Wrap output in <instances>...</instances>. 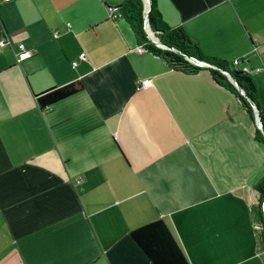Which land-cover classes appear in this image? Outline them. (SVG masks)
<instances>
[{
  "label": "crops",
  "instance_id": "1",
  "mask_svg": "<svg viewBox=\"0 0 264 264\" xmlns=\"http://www.w3.org/2000/svg\"><path fill=\"white\" fill-rule=\"evenodd\" d=\"M125 1L0 0V264H154L130 232L160 217L192 264H264L253 105L141 43L110 16ZM153 3L205 55L260 67L264 107V0Z\"/></svg>",
  "mask_w": 264,
  "mask_h": 264
},
{
  "label": "trees",
  "instance_id": "2",
  "mask_svg": "<svg viewBox=\"0 0 264 264\" xmlns=\"http://www.w3.org/2000/svg\"><path fill=\"white\" fill-rule=\"evenodd\" d=\"M149 6V3H148ZM125 18L133 27L138 40L146 43L158 52H161L176 67L185 70H197L202 65H195L184 55L206 62L208 69L212 72L216 81L240 95L246 107L253 113L252 102L258 108L262 129L257 124L255 137L264 142V107L258 100V88L254 77L239 69L231 68L228 62L217 57L205 55L183 29H172L163 21L160 13L154 6L153 0L150 2L148 12V24L156 36L168 47L161 48L150 40L145 28L144 3L143 0H126L118 6ZM228 73L236 80L237 85L230 79ZM84 88L80 79L69 83L54 86L44 90L37 95V101L42 110ZM242 88L243 91L240 89ZM264 202V176L257 183ZM264 227V212H263ZM131 237L140 246L143 252L152 260L154 264H192L183 250L179 240L168 222L160 217L154 221L143 224L131 232Z\"/></svg>",
  "mask_w": 264,
  "mask_h": 264
},
{
  "label": "built area",
  "instance_id": "3",
  "mask_svg": "<svg viewBox=\"0 0 264 264\" xmlns=\"http://www.w3.org/2000/svg\"><path fill=\"white\" fill-rule=\"evenodd\" d=\"M143 3H144V17H145V27L147 26L148 24V18H147V1L146 0H143ZM110 16L112 18H120L123 16L122 14V11L121 9L118 8V6L116 7H110ZM148 37L150 38L149 34L147 33ZM55 36H57V33H55ZM8 43V39L6 37H2V39H0V47H3L5 44ZM160 47L162 48H165V46L163 45H159ZM19 47L22 49V52L19 53L18 55V58L21 59L22 57L24 56H29L32 54V52L30 50H27L25 49V45L24 43H20L19 44ZM146 48H145V45L144 44H141L137 47V51L139 52H142L144 51ZM85 56V53L82 52L81 53V57H84ZM248 59V56L247 55H244L243 57H239V58H235L233 60V65L236 69H239L245 73H248V74H254V73H257L261 70L260 67H250L248 65L245 64V61ZM190 60V59H189ZM193 64L195 65H200L199 63H196L192 60H190ZM77 64V61H74L73 62V65H76ZM152 82H151V79L149 78H143V79H138L136 81V88L137 89H142V88H146V87H149L151 86ZM78 182L82 181V178H78L77 179Z\"/></svg>",
  "mask_w": 264,
  "mask_h": 264
},
{
  "label": "water",
  "instance_id": "4",
  "mask_svg": "<svg viewBox=\"0 0 264 264\" xmlns=\"http://www.w3.org/2000/svg\"><path fill=\"white\" fill-rule=\"evenodd\" d=\"M150 2H151V0H149V6H148V9H147V18H148V12H149V8H150ZM146 28V32L149 34V36H150V38L156 43V44H158V45H163V46H165V47H168V46H166L160 39H159V37L158 36H156L155 35V33L152 31V34L149 32V24H147V26L145 27ZM187 59H190V60H192V61H194V62H196V63H199L200 65H205V66H207V65H209L208 63H206V62H202V61H200V60H198V59H196V58H193V57H190V56H188V55H184ZM228 76L230 77V79L237 85V83H236V80L233 78V76H231L229 73H228ZM242 91H243V89L242 88H240ZM252 105H253V107H254V111H255V115H256V120H257V122H258V125H259V127L262 129V124H261V120H260V117H259V114H258V108L256 107V105L254 104V102H252Z\"/></svg>",
  "mask_w": 264,
  "mask_h": 264
},
{
  "label": "bare ground",
  "instance_id": "5",
  "mask_svg": "<svg viewBox=\"0 0 264 264\" xmlns=\"http://www.w3.org/2000/svg\"><path fill=\"white\" fill-rule=\"evenodd\" d=\"M147 1V8H148V3H149V0H146ZM149 32L152 34V31L149 29Z\"/></svg>",
  "mask_w": 264,
  "mask_h": 264
},
{
  "label": "rangeland",
  "instance_id": "6",
  "mask_svg": "<svg viewBox=\"0 0 264 264\" xmlns=\"http://www.w3.org/2000/svg\"><path fill=\"white\" fill-rule=\"evenodd\" d=\"M149 29H150V28H149ZM231 68H235L234 65H233V63H232V65H231ZM259 92H260V88H259Z\"/></svg>",
  "mask_w": 264,
  "mask_h": 264
}]
</instances>
